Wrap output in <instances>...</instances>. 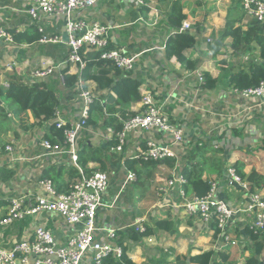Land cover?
<instances>
[{
    "label": "crops",
    "instance_id": "1",
    "mask_svg": "<svg viewBox=\"0 0 264 264\" xmlns=\"http://www.w3.org/2000/svg\"><path fill=\"white\" fill-rule=\"evenodd\" d=\"M205 1H217L221 4L223 0ZM205 1L184 0V13L187 15L184 21L192 23L193 30L190 32H195L197 37L196 45L186 51L187 56L199 60L195 70H184L176 57H166L167 40L177 30L168 28L165 23L170 2L146 0L145 6L137 7L129 0H100L94 7L80 14L88 21H99L111 28V46L125 47L130 55L136 57L135 69L131 73L141 82V94L146 91L153 93L164 104V112L183 128L187 138V146L182 150L177 149L175 167L169 168L161 164L153 178L144 183H140L137 177L136 181L125 185L128 171H132L125 160L134 159L146 148V143L151 138L160 139L157 132L131 134L123 152L106 155V167L103 170L98 162H89L87 165L92 172L104 171L110 177V186L104 196L105 206L98 210L97 227L115 228L119 232L130 226L139 228L148 224L154 230V234L144 238L139 245L127 244V254L134 264H182L185 256L219 248L229 252L233 263L243 264L252 255L254 248L246 229L249 227V219L244 213H240L229 228V234L236 244L225 246L220 236L215 237L210 226L185 214L182 198L177 190L161 197L156 195L157 188L171 177L175 168L183 174L186 165L204 158L222 159L224 173L205 172L203 178L210 182L217 181L219 195L229 204L239 207H243L245 194L239 186L229 183L227 168L234 166L237 169L240 166L246 174L256 170L264 175V100H244L236 95V88L230 85L231 74L238 68H244L252 55L235 56L231 38L224 41L221 52L217 55L209 47L215 39L213 33L223 30L228 12L239 2L227 0L230 5L226 9L208 12L203 8ZM26 7L22 0H0V25L9 31L27 30L34 23L26 13ZM240 8L246 23L250 18ZM48 32L64 34L63 19L57 17L53 20L48 26ZM64 44L68 48L66 42ZM40 46V43L16 46L2 42L0 64L5 67L11 63L17 70L23 69V76L16 74L27 82L29 74L42 61L59 63L52 56L44 55ZM9 47L14 50L10 56H6ZM254 56H259V50ZM5 70L8 71L7 68ZM71 71L74 73L76 69L72 68ZM207 72L214 80L213 88L204 87V74ZM200 75L203 76V81ZM6 76L0 70V85L7 82ZM44 82L58 91L63 119L67 122L78 120L84 108L81 98L77 94L71 95L70 90L63 87L56 77ZM85 84L95 97L108 94V91L98 90L94 81ZM1 105L8 110L6 104L2 102ZM140 109L138 101L133 105L132 111L137 113ZM2 119H6L9 130L1 134V140L7 143L6 146L11 144L14 151L11 154L6 147L0 150V168L4 167L12 172V177L7 181H0V219L7 214L10 198L28 192H40L39 181L47 173L53 175L59 171L62 180L67 182L69 171L74 166L68 156H48L38 144L40 139L51 133L54 118L42 125L32 126L34 118L31 112L17 117L9 111L7 116L0 114V120ZM112 137L103 121H100L97 126H88L83 131L80 148L81 143L86 140L89 144L103 147ZM195 148H198L196 156L192 155ZM190 154L192 160L189 159ZM12 157H15L14 161L11 160ZM166 172L170 175L163 177L162 174ZM151 183H156V187L151 208L148 209L143 205L142 199L145 196L139 189L140 186L148 189ZM255 190L264 193V187H257ZM193 195L195 194H188ZM157 220H168L174 224V228L171 231L158 229L155 226ZM35 224L50 229L60 243H64L72 233L64 220L55 213H38L30 220L31 226L27 231L31 232ZM19 235L20 231L13 228V225L0 227V248H11L21 237ZM259 258L264 264V250Z\"/></svg>",
    "mask_w": 264,
    "mask_h": 264
},
{
    "label": "built area",
    "instance_id": "2",
    "mask_svg": "<svg viewBox=\"0 0 264 264\" xmlns=\"http://www.w3.org/2000/svg\"><path fill=\"white\" fill-rule=\"evenodd\" d=\"M26 4V13L42 34L41 44H58L66 42L69 47L68 58L59 63L42 61L26 79L27 83L46 81L57 78L63 87H66V75H80L86 66L81 55V49L87 48L101 52L100 59L112 64L124 73L135 69L136 57L129 54L125 47H111L110 27L99 21H88L83 11L94 7L100 0H22ZM137 7L146 5V0H129ZM245 15L264 24V0H237ZM80 15V16H79ZM57 17L64 23V34L48 32V26ZM192 23L183 21L182 26L174 34L190 32ZM19 30L9 31L0 25V42L14 43V35ZM64 35L68 36L67 41ZM76 71L72 73L71 69ZM11 73H16L14 64L7 67ZM68 69L67 72L64 70ZM201 81L203 76L200 75ZM24 81V80H23ZM9 87L8 82H3ZM85 82L79 78L75 90L83 102V110L76 121L67 122L62 117V111L57 108L54 112L56 128L63 133L64 139L52 142L42 138L38 144L48 156H63L70 158L73 165L79 170V177L69 183L64 192H58L54 182L49 178L39 181L40 192H28L12 197L9 201L5 217L0 219V227H9L16 222L32 220L38 213H55L69 227L70 233L64 243H60L53 232L42 226L34 225L31 232L21 235L11 248H0V264H103V260L110 254L120 258L123 248L116 246L117 229L97 227L99 208L104 205V196L110 186V177L107 172L97 171L86 173L79 164L80 140L83 131L87 128L89 110L95 100L91 90L84 87ZM236 95L248 101L264 100V81L259 85L244 89H235ZM141 109L135 116L123 121L122 129L115 133L112 128L107 131L116 136L117 144L111 147V152L124 151L131 134L139 132H157L160 139L151 138L134 159L144 161H158L172 158L177 161V149L187 146V138L183 128L173 122L164 112V104L160 103L153 93L146 91L139 101ZM6 150L11 154L14 149L7 145ZM12 161L15 157H12ZM227 179L231 185H237L244 192L243 207L229 204L219 195L217 181L210 182L209 191L204 196H188L185 185V176L175 168L170 178L156 191L158 197L177 190L182 198V207L189 217L200 219L212 230L218 229L219 236L225 246L235 244L229 234V228L240 213L249 219L248 226L255 234L264 232V193L254 191L251 185L239 175L234 166L227 168ZM137 180L136 173L128 171L125 185ZM141 231L144 226H140Z\"/></svg>",
    "mask_w": 264,
    "mask_h": 264
},
{
    "label": "trees",
    "instance_id": "3",
    "mask_svg": "<svg viewBox=\"0 0 264 264\" xmlns=\"http://www.w3.org/2000/svg\"><path fill=\"white\" fill-rule=\"evenodd\" d=\"M158 3L170 2V10L166 17V25L168 28H180L183 21L187 18L184 13L186 4L184 0H155ZM240 4V3H239ZM237 4L231 8L227 14L226 24L223 30L214 32V42L209 44L210 50L214 55L221 52L224 41L227 38L232 40V50L235 56L252 55V58L246 63L244 68H238L230 76V85L232 88L244 89L257 86L264 81V24L254 18H250L244 23V15L241 13V6ZM196 31V29H195ZM42 34L38 31L35 24L14 35V43L16 46L24 44L40 43ZM197 43L195 32H183L175 35H170L166 45V57H176L182 64L184 70H195L199 65V60L187 56L186 51L194 47ZM41 44V43H40ZM112 47V46H111ZM40 50L44 55L52 56L56 62H63L69 56V47L64 43H48L41 44ZM259 50V56H254V53ZM81 55L86 61V66L81 70L80 75L67 74L66 88L73 94H78L75 90L79 78L83 82L94 81L100 91H108V94H102L96 97L89 110L87 118V126H97L100 121H103L105 129L112 128L115 133L119 132L123 127V121L136 115L132 111L135 103L141 100V82L132 76V73H124L112 62L100 59L101 52L90 50L87 48L81 49ZM65 72L68 69L64 70ZM9 87L0 85V114L7 116V112H11L17 117L31 112L34 123L32 126L42 125L45 121L54 118V112L60 107L58 91L50 84L44 81L27 83L16 73H9L6 76ZM204 87L213 88L214 80L207 72L204 74ZM84 87L87 89V85ZM6 104L8 110L1 105ZM118 107L120 110L118 111ZM0 128L3 133L9 130V124L6 119L0 120ZM52 142L62 141L63 133L56 128V124L52 123L51 133L44 136ZM117 144L116 136L114 135L103 147L89 144L88 140L81 143L79 151V164L82 169L90 174L92 170L87 167L89 162H98L101 165V170L106 167V155L112 153L111 147ZM198 148L193 150L194 156L197 155ZM113 156V155H112ZM115 157V156H114ZM192 156L190 154L189 159ZM122 159V157H119ZM127 167L135 171L138 181L144 183L153 178L157 168L163 164L169 168L175 167V160L166 158L164 160L143 159H126ZM221 166V170L220 169ZM237 171L241 177L249 182L251 189L264 187V175L259 174L256 170H252L246 174L238 166ZM205 172L224 173L223 161L217 158H204L197 162L186 165L183 170L187 183L185 190L187 194H195L204 196L210 189V181L205 180ZM79 170L73 166L69 171L68 181L65 182L61 178V173L51 175L47 173L43 178L53 180L58 192L67 190L69 183L79 177ZM12 177V172L6 168H0V181H7ZM65 182V183H64ZM17 225V226H16ZM30 221H21L13 224V228H18L20 235L30 228ZM155 226L158 229L171 231L174 224L168 220H157ZM247 234L253 242L252 255L248 256L243 264H262L259 256L264 250V232L255 234L249 227ZM215 237L219 236V230L215 229ZM154 234V230L148 224L144 225V230L141 231L137 226L127 227L117 232L115 240L116 246L123 248V254L117 258L114 254H110L103 260V264H134L132 259L127 254L128 243L137 246L142 243L143 239ZM180 260V259H178ZM182 264H235L231 261L229 252L225 249H209L193 256H185Z\"/></svg>",
    "mask_w": 264,
    "mask_h": 264
},
{
    "label": "rangeland",
    "instance_id": "4",
    "mask_svg": "<svg viewBox=\"0 0 264 264\" xmlns=\"http://www.w3.org/2000/svg\"><path fill=\"white\" fill-rule=\"evenodd\" d=\"M205 0H201V2L203 3ZM230 5V2L229 1H227V0H223L222 1V3L221 4H218L217 3V1H205V3H204V7L203 8H205V10H208V12H211L213 9H216V10H219V9H226V7H228ZM14 50V48H12V47H9L8 49H7V52H6V56H10L11 54H12V51ZM8 62V61H7ZM9 65V64H8ZM8 65L7 66H5V67H3L1 64H0V66H1V68H0V70L4 73V76H6V74H8V72H10V71H6L5 69L8 67ZM21 71H19V70H17L16 71V73L17 74H19L20 73V75L21 76H23L24 74H22V72H23V69H20ZM11 73V72H10ZM88 127V126H87ZM13 129V128H12ZM15 129H17V128H15ZM87 129V128H86ZM19 130H21V129H19ZM3 133V131H2V129L0 128V150H3V147H6V142H3L2 140H1V134ZM170 174L169 173H164V174H162V176L163 177H168ZM152 184V183H151ZM149 185V188L148 189H145V188H142L141 186H140V189H139V191H142L143 193H144V198L142 199V202H143V205L144 206H146L148 209L149 208H151V202L153 201V199H154V197H153V191L155 190V187H156V183H154V184H152V185ZM157 199V198H156ZM241 202V201H240ZM239 202V203H240ZM159 211H162V210H164V209H158ZM235 244H236V242H235ZM235 244H232V245H230V246H234ZM239 247H240V245H239Z\"/></svg>",
    "mask_w": 264,
    "mask_h": 264
},
{
    "label": "water",
    "instance_id": "5",
    "mask_svg": "<svg viewBox=\"0 0 264 264\" xmlns=\"http://www.w3.org/2000/svg\"><path fill=\"white\" fill-rule=\"evenodd\" d=\"M64 38H65V40H67V39H68V36H67V35H65V36H64ZM0 43H2V42H0Z\"/></svg>",
    "mask_w": 264,
    "mask_h": 264
}]
</instances>
